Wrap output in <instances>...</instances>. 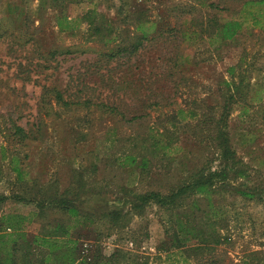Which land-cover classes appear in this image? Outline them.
I'll return each instance as SVG.
<instances>
[{"label":"rangeland","instance_id":"1","mask_svg":"<svg viewBox=\"0 0 264 264\" xmlns=\"http://www.w3.org/2000/svg\"><path fill=\"white\" fill-rule=\"evenodd\" d=\"M237 1L101 3L110 19L116 17L118 9L123 15L147 9L151 21L167 17L169 26L186 33L198 30L200 22L215 14L226 18L233 8L239 10ZM211 3L228 10L218 13L210 7ZM64 4L58 9L52 7L50 0H0V194L8 199L0 208V217L29 215L26 234L40 235L37 230L42 222L63 216L48 207L45 200L73 189L75 178L84 174L96 182V190L105 191L99 198L91 193L81 195L78 202H82V207L96 212L98 206L102 208L107 203L122 210L128 219L125 227L111 233L99 225L97 238L91 232L95 225L83 233L89 236L83 242L91 248V254L93 250L101 252L103 264L116 250L120 251L114 258L116 264H264V19L258 21L256 17L255 22L246 10L244 29L236 41L218 51L208 49L205 41L187 40L189 43L176 48L173 38H169L171 33H164L168 41H150L135 56L109 62L102 58L106 51L102 44L86 42L81 34L60 33L56 25L59 15L74 18L93 8L91 1L64 0ZM187 36L193 38L189 33ZM50 52L56 55L51 56ZM175 54L177 58L185 55L184 59L189 58L187 63L175 68L169 61ZM241 58L251 74V91L247 100L234 105L228 130L237 158L247 166L248 184L261 188L263 201L222 194L199 197L198 203L190 206L192 198L187 199L180 212L189 217L200 216L202 210L208 212L207 222L217 223L212 229L221 236L222 243L185 263L178 250L167 251L168 246L163 245L166 234L178 231L174 221L179 211L151 206L136 214L131 210L132 201L122 195L121 189L167 192L164 186L175 183L187 167L195 169L206 158L211 159V150L183 134L173 148L175 153L159 155L148 172L123 165V160L117 158H122L123 150L128 152L129 139L148 133L164 116L183 111L181 123H186L189 112L197 105L198 114L207 105L221 106L220 82L229 78L227 69ZM171 68L173 74L168 75ZM54 88L64 92L66 99L90 100L95 105L67 111L51 96ZM100 104L117 106L124 117L94 107ZM13 124L22 127L30 139L20 143L14 138ZM119 138L127 142L118 144ZM220 167L219 161L214 160L210 171ZM14 168L22 172L19 181ZM188 219L191 224L200 222ZM67 223L70 231L82 225L78 219ZM13 234L12 228L2 224L0 245H10ZM42 250L35 247L33 257Z\"/></svg>","mask_w":264,"mask_h":264},{"label":"trees","instance_id":"2","mask_svg":"<svg viewBox=\"0 0 264 264\" xmlns=\"http://www.w3.org/2000/svg\"><path fill=\"white\" fill-rule=\"evenodd\" d=\"M50 1L53 8L62 9L66 6L64 0ZM90 1L93 8L74 18L59 15L56 25L60 33L70 36L81 34L86 42L102 44L106 48L102 58L109 62L131 58L142 49H146L150 41L162 42L163 40L168 41L169 38H173L170 41L176 48L183 43H189L187 40H191L192 42L205 41L208 44V49L218 51L219 48L229 46L236 41L244 29L247 18L243 14L246 10H249L248 13L255 22L257 19L258 21L260 18L264 19V0H238L239 10L233 8L231 14L226 18L215 14L200 22L196 26L198 30H189L190 32L184 33V30L180 31L169 26L170 21L167 17L158 22L151 21L147 9H139L126 15H123L121 9H118L116 17L110 19L101 3L103 0ZM210 7L218 13L228 10L225 6L220 9L214 3H211ZM252 9L255 10L252 11ZM164 33H171L172 37L164 38ZM188 33L193 38H188ZM67 53L71 52L67 50ZM50 55L54 56L56 53L50 52ZM184 57L185 55L181 54L177 58V54H175L169 61L177 68L187 63L189 58L184 59ZM242 62L243 58L236 65L230 66L227 69L229 78L220 82L221 86L218 88V92L222 98L221 106L207 105V109H201L198 114L195 111L199 109L200 105H197L195 110L189 112L190 120L186 123H181L183 117L180 118V115L183 114V111H179L177 115L164 116L156 127L150 128L155 131L149 130L144 135H136L129 139L128 152L123 150L120 155L122 158H117V160H123V165L132 166L140 172H148L153 161L157 160L159 155L166 157L175 153L173 148H176L179 137L183 134H189L199 146L211 150L212 158H206L200 166L196 165L195 169L192 167L189 169L184 165L187 169L176 177V182L164 186L167 192L150 190L137 193L130 188L121 189L122 195L132 201L131 210L136 214H142L146 207L151 206H157L165 211H179L175 213L174 221L178 231L174 230L171 235L166 234L167 239L163 245H165L164 247L168 246L167 251L178 250L181 261L185 263L189 259H196L197 255L206 249L212 250L222 243L221 236L212 229V225L217 223L207 222L208 212L202 210L200 216L189 214L192 219L200 221L196 224H191L188 219L190 217L184 212H180L187 199L192 198L190 206L196 205L199 197L222 194L258 203L263 201L261 188L248 184L250 176L247 166L237 158L228 130V120L234 105L247 100L251 91L249 82L251 74L247 68H244ZM245 66L251 67L248 64ZM171 74H173L172 68L168 75ZM26 79H29V76H26ZM47 91L49 90L47 89ZM50 93L56 104L67 111L72 107L95 105L90 100L81 102L76 98L66 99L64 92L55 88L51 89ZM94 107L104 113L124 117L117 106L100 104ZM217 107L219 108L217 109ZM12 131L13 137L20 143L30 139V135L20 126L13 124ZM116 142L122 144L127 141L119 138ZM214 160L219 161L221 167L211 172L210 165ZM14 171L17 172L19 181L22 172L17 168H14ZM95 183L86 179L84 174H80L78 178H75L76 185L73 189L69 188L64 191L62 196H49L45 200V204H49L48 207L55 208L63 216L59 220L42 222L37 230L40 235L29 236L26 234L25 228L30 219L22 215L0 217V230L2 224L14 230L10 245L3 246L1 242L0 264H79V261L87 264H103L101 252L93 250V254H91V248L87 246L86 242H83L82 239L89 237L83 233L90 228L91 224L95 225L91 232L97 238L100 235L99 225L105 226L107 233H111L118 228L125 227V221L128 222V219L126 220L127 215L122 213V210L107 203L102 208L98 206L96 212L93 208L82 207V202H78L81 195L91 193L92 196L99 198L98 195L105 191L96 190L98 187L95 186ZM7 200V196L0 194V208ZM29 202L30 199L27 200V203ZM184 217L187 219L183 220ZM71 219L81 220L82 225L70 231L67 222H70ZM39 220L42 219L39 218ZM86 228L88 229L86 230ZM192 243L193 245H190ZM85 245L88 247L87 249L84 248ZM35 247L43 249L37 257H33ZM118 254L120 251L116 250L106 259L105 264H116L114 258Z\"/></svg>","mask_w":264,"mask_h":264},{"label":"crops","instance_id":"3","mask_svg":"<svg viewBox=\"0 0 264 264\" xmlns=\"http://www.w3.org/2000/svg\"><path fill=\"white\" fill-rule=\"evenodd\" d=\"M24 217H26V218H28V219H30V218H31V216H29V215H27V216L25 215Z\"/></svg>","mask_w":264,"mask_h":264},{"label":"built area","instance_id":"4","mask_svg":"<svg viewBox=\"0 0 264 264\" xmlns=\"http://www.w3.org/2000/svg\"><path fill=\"white\" fill-rule=\"evenodd\" d=\"M84 248L87 249L88 247L85 245Z\"/></svg>","mask_w":264,"mask_h":264}]
</instances>
